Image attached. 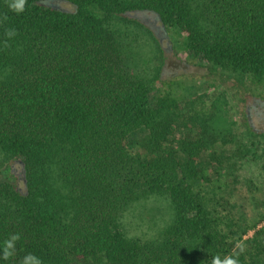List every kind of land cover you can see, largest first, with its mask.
I'll return each instance as SVG.
<instances>
[{"label":"trees","instance_id":"1","mask_svg":"<svg viewBox=\"0 0 264 264\" xmlns=\"http://www.w3.org/2000/svg\"><path fill=\"white\" fill-rule=\"evenodd\" d=\"M144 19L174 28L209 70L264 81V0H25L19 14L0 0V264L29 253L43 264H213L235 253L264 263V225L242 238V217L205 187L245 148L215 146L212 116L194 101L151 99L163 81L142 75L140 45L127 40L130 24L155 35ZM151 195L168 198L172 216L143 240L123 216Z\"/></svg>","mask_w":264,"mask_h":264},{"label":"rangeland","instance_id":"2","mask_svg":"<svg viewBox=\"0 0 264 264\" xmlns=\"http://www.w3.org/2000/svg\"><path fill=\"white\" fill-rule=\"evenodd\" d=\"M142 21L152 26L149 20ZM157 25V31L153 28L155 35L145 26L135 31L132 24L128 25L127 33V40L133 46L140 45L139 64L148 69L142 75L149 78L159 73L163 81L151 92V99L169 92L179 99L180 105L187 100L194 101V106L203 109L204 116H212L208 121L219 134L215 146L222 147L224 154L236 150L237 144H240L238 150L245 148V154L240 158V154L235 155V160L225 164L226 170L221 171L220 177L215 179L213 175V181L205 187L208 193H215L227 202L223 209L231 210L225 211L236 215L235 218L242 217L243 224L238 232L245 229L241 235L246 239L264 225V81L254 82L247 75L241 79L236 73L216 67L209 70V64L189 54L183 38L174 28L162 27L161 22ZM138 32L140 36L137 37ZM155 65L158 68L152 71ZM182 132L178 125L175 137L180 138ZM145 134L144 129H139L131 133L130 138L138 139ZM223 138L230 140L225 143ZM2 159L0 157V170L9 162ZM232 162L235 164L231 165ZM11 169L17 176L21 174L20 164L13 163ZM16 183L23 189L20 179ZM171 216L168 198L151 195L127 210L123 222L130 235L143 240L156 239Z\"/></svg>","mask_w":264,"mask_h":264},{"label":"clouds","instance_id":"3","mask_svg":"<svg viewBox=\"0 0 264 264\" xmlns=\"http://www.w3.org/2000/svg\"><path fill=\"white\" fill-rule=\"evenodd\" d=\"M9 8L15 11L17 14L25 10V0H8ZM16 35L15 30H10L7 32L9 38ZM20 239L19 234L11 235L7 240L3 242V259L7 260L15 252L16 241ZM240 252H243V245H238ZM239 253H235L234 256L226 257L221 260L219 257H216L213 260V264H239L238 257ZM22 264H43L42 259L39 256L34 254H27L22 261Z\"/></svg>","mask_w":264,"mask_h":264},{"label":"flooded vegetation","instance_id":"4","mask_svg":"<svg viewBox=\"0 0 264 264\" xmlns=\"http://www.w3.org/2000/svg\"><path fill=\"white\" fill-rule=\"evenodd\" d=\"M150 22H151L152 25H154L153 28H155L156 30L159 29V26L157 25V21H156V20H151ZM13 163H17V161H16V160L12 161V162L9 164L10 168H11V166H12ZM18 164H19V163H18ZM21 167H22V165H21ZM22 169H23V168H21V174H18V176H23V171H22ZM10 170H12V169H10ZM12 172H14V171L12 170ZM14 174L17 176L16 173H14Z\"/></svg>","mask_w":264,"mask_h":264},{"label":"water","instance_id":"5","mask_svg":"<svg viewBox=\"0 0 264 264\" xmlns=\"http://www.w3.org/2000/svg\"><path fill=\"white\" fill-rule=\"evenodd\" d=\"M21 163V161H19Z\"/></svg>","mask_w":264,"mask_h":264}]
</instances>
